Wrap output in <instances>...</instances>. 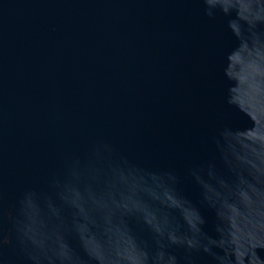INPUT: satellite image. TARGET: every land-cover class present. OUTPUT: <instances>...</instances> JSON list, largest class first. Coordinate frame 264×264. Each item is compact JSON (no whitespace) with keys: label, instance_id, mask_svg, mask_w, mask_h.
I'll list each match as a JSON object with an SVG mask.
<instances>
[{"label":"water","instance_id":"95a60500","mask_svg":"<svg viewBox=\"0 0 264 264\" xmlns=\"http://www.w3.org/2000/svg\"><path fill=\"white\" fill-rule=\"evenodd\" d=\"M0 264H264V0H0Z\"/></svg>","mask_w":264,"mask_h":264}]
</instances>
